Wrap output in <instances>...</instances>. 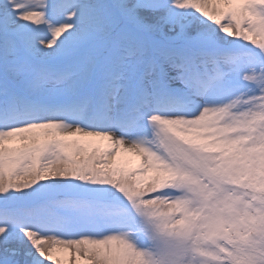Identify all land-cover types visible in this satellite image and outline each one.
Returning a JSON list of instances; mask_svg holds the SVG:
<instances>
[{"label": "snow or ice", "instance_id": "6c2138e0", "mask_svg": "<svg viewBox=\"0 0 264 264\" xmlns=\"http://www.w3.org/2000/svg\"><path fill=\"white\" fill-rule=\"evenodd\" d=\"M46 262L264 264V0H0V264Z\"/></svg>", "mask_w": 264, "mask_h": 264}, {"label": "bare ground", "instance_id": "6f19581e", "mask_svg": "<svg viewBox=\"0 0 264 264\" xmlns=\"http://www.w3.org/2000/svg\"><path fill=\"white\" fill-rule=\"evenodd\" d=\"M132 161H133V164L135 163V159L134 158H132Z\"/></svg>", "mask_w": 264, "mask_h": 264}, {"label": "rangeland", "instance_id": "374dc122", "mask_svg": "<svg viewBox=\"0 0 264 264\" xmlns=\"http://www.w3.org/2000/svg\"><path fill=\"white\" fill-rule=\"evenodd\" d=\"M46 264H47V262H46Z\"/></svg>", "mask_w": 264, "mask_h": 264}]
</instances>
